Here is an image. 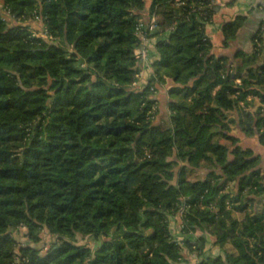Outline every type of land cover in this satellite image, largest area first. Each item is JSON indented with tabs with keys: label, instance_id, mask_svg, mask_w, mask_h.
Instances as JSON below:
<instances>
[{
	"label": "trees",
	"instance_id": "trees-1",
	"mask_svg": "<svg viewBox=\"0 0 264 264\" xmlns=\"http://www.w3.org/2000/svg\"><path fill=\"white\" fill-rule=\"evenodd\" d=\"M153 16L164 36L137 86L136 27ZM256 47L232 76L173 0H0V264H264V153L228 119L257 95L264 147ZM20 226L51 243L21 244Z\"/></svg>",
	"mask_w": 264,
	"mask_h": 264
},
{
	"label": "crops",
	"instance_id": "crops-1",
	"mask_svg": "<svg viewBox=\"0 0 264 264\" xmlns=\"http://www.w3.org/2000/svg\"><path fill=\"white\" fill-rule=\"evenodd\" d=\"M213 9L211 21L206 25V33L212 43L211 52L217 56H226L229 60L228 73L232 76L239 73L244 74L245 68L238 71V64L244 59L251 58L257 49L255 35H260L259 45L262 50L257 56L255 65L264 64V0H212ZM237 17L242 18V23L236 31V34L224 43L223 24L235 20ZM159 34L151 32L147 43L140 47L144 50L143 57L138 62L140 76L137 78L136 85L143 86L149 80L151 75V63L157 58L158 52L156 42ZM235 82L239 84L240 75L235 76ZM262 104L257 95L247 94L246 100L239 102L235 110L229 112L228 119L233 122L230 124L232 133L236 134L240 141L250 138L257 141V135L252 129L256 118V113ZM256 142V153H264V147ZM242 145V144H241ZM249 147V146H244ZM176 221V220H175ZM171 227L172 233H176L178 222ZM207 252L217 251V247L207 242Z\"/></svg>",
	"mask_w": 264,
	"mask_h": 264
},
{
	"label": "rangeland",
	"instance_id": "rangeland-1",
	"mask_svg": "<svg viewBox=\"0 0 264 264\" xmlns=\"http://www.w3.org/2000/svg\"><path fill=\"white\" fill-rule=\"evenodd\" d=\"M30 23H37V22H34V21H31ZM136 55H137V64H138V62H139V60L143 57V54H140L139 53V48H137L136 49ZM137 78L140 76V72L138 71L137 72ZM137 81V80H136ZM135 81V82H136ZM240 82H241V80H240ZM239 82V83H240ZM236 83V82H235ZM263 91H264V85H261V86H259ZM256 142L257 141H252L250 138H246V139H244V140H242V141H240V143L243 145V146H249V147H252V148H256L257 146H256ZM257 143H259V142H257ZM198 173L195 171H191L190 173H189V177L191 178V179H194V178H197L198 177ZM233 215L234 216H236V218H239V216H240V213H239V211H234L233 212ZM171 219V221H172V223H171V227H174V224L173 223H175L176 221H175V219L173 218V217H171L170 218ZM172 229V228H171ZM14 235L16 236V238L18 239V241L21 243V244H23V245H27V244H31V245H36V246H38V247H41V248H43V250L47 247V245L49 244V243H51V241H52V236L51 235H49L48 233H46V232H44V233H42V239L37 243V244H35L34 242L32 243L31 241H29V239H28V236H27V230L25 229V227H17V228H15L14 229ZM179 233H180V230L179 229H177V232L175 233V236H177V237H179ZM85 241H89L91 244H93L94 243V238L93 237H89V238H87ZM80 242H83L82 240H80ZM16 264H19V261H18V259H16Z\"/></svg>",
	"mask_w": 264,
	"mask_h": 264
},
{
	"label": "built area",
	"instance_id": "built-area-1",
	"mask_svg": "<svg viewBox=\"0 0 264 264\" xmlns=\"http://www.w3.org/2000/svg\"><path fill=\"white\" fill-rule=\"evenodd\" d=\"M173 1L177 6L188 7L190 11H194L195 13H197L198 16H202L205 21V26L211 21V18L206 19L207 13L202 10L204 5L201 4V2H199L198 0H173ZM212 4H213V1H211L208 5H212ZM157 29H158V25H157V22L154 16L151 18L150 22L148 23L147 28H144L143 24L137 25L136 33L140 36L142 40L140 47L144 46L147 43L149 34L151 32L156 31ZM37 34L40 36L46 37L47 31L41 30L40 32H37ZM159 35L164 36L162 33ZM254 40L256 41V43H259L257 37H255ZM140 47H139V53L144 55V52H143L144 50H141ZM134 85H136V82H134Z\"/></svg>",
	"mask_w": 264,
	"mask_h": 264
}]
</instances>
